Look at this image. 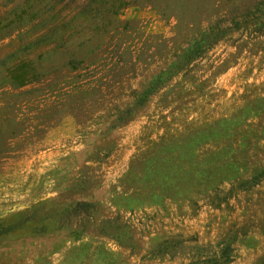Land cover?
<instances>
[{
	"label": "rangeland",
	"instance_id": "rangeland-1",
	"mask_svg": "<svg viewBox=\"0 0 264 264\" xmlns=\"http://www.w3.org/2000/svg\"><path fill=\"white\" fill-rule=\"evenodd\" d=\"M245 83L264 0H0V264H264V163L161 129Z\"/></svg>",
	"mask_w": 264,
	"mask_h": 264
},
{
	"label": "trees",
	"instance_id": "trees-1",
	"mask_svg": "<svg viewBox=\"0 0 264 264\" xmlns=\"http://www.w3.org/2000/svg\"><path fill=\"white\" fill-rule=\"evenodd\" d=\"M172 73L168 68L154 77L137 97V103H147L151 96L165 87L172 78ZM262 89L259 85L245 83L242 93L232 94L229 98L226 97L227 92L224 89L187 90L166 106L169 112L163 117L164 121L168 118L176 121L178 117L182 120L177 121L176 126L168 125L161 129H164L168 136L175 135L193 144L195 150L203 146L220 148L234 143L264 163Z\"/></svg>",
	"mask_w": 264,
	"mask_h": 264
}]
</instances>
